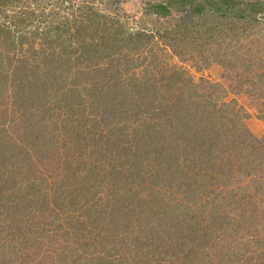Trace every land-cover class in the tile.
<instances>
[{
  "label": "trees",
  "instance_id": "1",
  "mask_svg": "<svg viewBox=\"0 0 264 264\" xmlns=\"http://www.w3.org/2000/svg\"><path fill=\"white\" fill-rule=\"evenodd\" d=\"M122 1L107 0L105 7ZM96 2L0 0V40L4 48L0 50V216L4 219L1 208L6 209L10 202L9 192H15L14 196L18 192L14 190V185H18L16 177L26 171V163L32 165L33 159L44 165L32 171L33 178L39 179L35 175H43L50 169L58 175L63 171L69 183L67 188L64 184V190L55 191L59 196L52 201L39 200L35 212L32 209L35 205L29 208L37 214V224L7 213L6 227L13 231L8 241L14 249L12 255L8 246L0 264L31 261L27 244L36 250L34 253L41 251L39 264H46L50 257L47 264H264V221L253 217L255 211L246 207L252 203L250 196L243 192L238 200L234 191L226 194L217 188L230 184L236 170L245 177L262 173L255 177L259 181L252 189L256 197L258 192L264 196V134L256 138L248 129L236 128L239 119L229 116L227 121L233 124L236 134L225 129V135H216L218 141L209 147L204 139L195 136L198 131L191 134L195 138H186L181 153L165 145L159 160L149 163L151 167L154 165L153 184L159 190L149 193L147 198L152 203L146 202L140 195L145 189L144 167L140 162L137 164V151L130 159V150L146 148L150 145L146 142L148 138H154L151 130L138 127L140 114L147 108L142 100L131 95L138 96L142 89L151 90L136 75L129 80L124 78L121 66L137 65L132 63L129 53L138 50L143 38L148 41L154 32H125L119 17L99 10ZM48 6L54 9L49 10ZM59 10L65 13L60 14ZM145 10L158 19L174 22L173 29H164L161 37L173 40L175 32L186 33L187 47L182 52L189 55L183 61L192 62L197 68L225 61L224 68L230 77L254 91L248 93L259 99L257 116L264 121V73L255 78L247 60L237 66L233 48L229 50L233 58H223L226 46L212 32L217 25L220 30L229 25L230 31H234L248 20L249 24L261 23L264 0H162L147 4ZM174 13L177 16L172 18ZM201 17H205L202 24L198 23ZM42 24L46 28L39 30ZM52 29L54 33L49 34ZM236 35L227 33L229 40ZM223 42L229 46L231 41ZM217 43L220 44L215 47ZM24 45L27 48L23 49ZM105 59L108 62L104 65ZM79 63L89 70L77 68ZM73 67L76 71L72 73ZM247 67L250 71L244 76L240 68L247 71ZM64 74L85 79L93 76L95 81L82 93L76 84L65 87ZM187 98H191L190 94ZM199 105L205 108L201 101L191 99L187 101L191 111L181 112L199 116V112H204ZM61 109L69 114L68 118L77 114L76 125L63 139L57 137L54 126ZM166 112L168 109L160 114ZM203 116L204 113L197 118L205 121ZM249 117L243 114L244 121ZM210 119L208 124L221 123L225 116H219L218 112ZM130 120L137 124H128ZM15 123L31 131L22 145L14 140L7 145L6 133ZM60 147L66 158H52L53 154L59 155ZM80 157L84 160L82 164L77 163ZM105 181L108 188L102 191ZM30 186L21 191L20 204L24 207L29 206L24 201L34 184ZM169 188L175 189L174 193L168 194ZM82 190L103 197L100 212L84 200H88V195ZM177 194L179 199L175 198ZM64 196L69 198V210L82 209V212L74 215L70 211L64 217L60 214L62 218L54 214L45 225V211L50 215ZM116 213L121 218L114 221ZM64 238H70L72 248L61 247ZM60 248L65 252H56ZM49 253L53 255L47 256ZM73 253L77 256L66 263Z\"/></svg>",
  "mask_w": 264,
  "mask_h": 264
},
{
  "label": "rangeland",
  "instance_id": "2",
  "mask_svg": "<svg viewBox=\"0 0 264 264\" xmlns=\"http://www.w3.org/2000/svg\"><path fill=\"white\" fill-rule=\"evenodd\" d=\"M97 1L98 2H96V7L99 10L102 9L104 13L111 17H119V21L123 25L125 32L133 34L138 30H142L143 32L145 31L147 32V34H149L150 31L154 32V36L150 37L148 41H145V39L143 38V41H141L142 45L137 48L138 50H131V52L129 53V58L133 60L132 63H136L137 65L133 67H127V65L121 66V69L124 73V78L129 80L131 78V75H136L137 78L141 79V82H146L149 89L151 90L146 91L142 89V93L138 96H136V94L131 95L133 97H137L138 100H142L143 105L146 106L145 108H147V111L144 110L141 114L139 113L140 121H138V127H146V129L151 130L154 138V140L148 138V141L146 142L150 145H147L146 148L137 147L130 150V159L133 158V155L137 151V164L140 162L144 167L142 169L143 174L146 176L143 186L145 189L144 192L140 195H142L144 199L147 200L146 202L152 203L150 197L149 199L147 198L149 196V193H156V191L159 190L158 187L154 186L153 184L154 165L151 164V167L149 163H155L159 160L158 158L160 150L165 145H169L170 147L173 146L174 150H177L179 151V153H181L182 147L185 143H187L186 138H195L194 136H191V134L192 132L198 131L197 135L195 136L199 139H204L209 147L210 144H214V142L218 141L216 135H225V129H229L233 131L234 134H236L237 131L233 124L231 125L227 121V118H229V116L239 119V122H237L236 124V128L240 129L241 127L244 129H248L254 137H262V135L264 134V121H262L257 116L258 106L256 104V101L259 99L252 98L254 96V93L253 96H251L248 92L254 91H249V88L246 85L240 84L235 80L234 77H230L229 72L224 68L226 65L225 61L223 63H211V65L208 67L202 66L200 68H197L198 65L196 67L192 62L182 60V58H187V56L189 55L188 53L184 54V52H182L183 47H187L185 32L181 34L175 32L172 35L173 40L171 39V37H169V40L161 37L164 29L169 28L170 31L173 29L174 22L168 19V23L166 19H158V17L153 12H149L145 9L147 7V4H156L162 2V0H123L120 4H115L113 2L114 4L110 7H105V5L107 4V0ZM245 1L252 2L255 0ZM47 9L51 10L54 8L48 6ZM55 10L57 11L58 9L56 8ZM58 12L60 14L65 13L64 10H59ZM10 14L11 12H8V18L12 21V19L10 18ZM175 16L177 15L174 13L171 17L174 18ZM203 19H205V17H201L200 19H198V23L202 24ZM208 21L210 22L209 19ZM53 23L56 24L55 22ZM249 23V20L248 23H241L236 28H234V31H230L231 27L229 25L225 28V30L222 27V29L220 30L219 25H217V27L212 32H214V36L226 46L224 47L227 49V51L224 54L223 58L232 59L233 55H229V50L233 48L235 50V56L233 59L236 60L235 62L237 66L239 65V63H245L247 60L248 64L251 66V71H249L252 74H255L256 78L257 75L264 73V21L259 24H255L253 22L251 24ZM41 26H43V24ZM43 28L46 27L43 26L39 30H42ZM54 31L55 30L52 29L51 31H49V34H53ZM229 32L232 37L235 32L237 33V35L232 40L230 37L229 40L227 36V33ZM223 41L231 42L230 45L227 46V43H224ZM1 44L2 42L0 40V50H4ZM219 44L220 43L215 44V47ZM131 45L133 46L134 44ZM25 48H27L26 45L23 46V49ZM189 48L193 47L190 46ZM245 56H247L246 59L244 58ZM106 61V59L103 61L104 65ZM3 63L6 64V61H3ZM171 66L172 68L171 70H169ZM174 67L176 68V70H173ZM77 68L83 69L85 72L89 70V68L85 64L81 65V63L77 65ZM75 71L76 68L73 67L71 72L73 73ZM249 71L248 67L247 71L241 70L240 68V73L244 72V76L248 75ZM75 75L76 74H72V76H66V74H64V79L66 82V85L64 83L65 87H69L70 85H77V87L80 88V91L83 93V91L86 92V90H89L92 83L95 81V78L92 79L93 76H89L87 77V79H85L80 75L79 78H77V76ZM188 77L191 78L190 81L188 80ZM258 91H260V88L258 89ZM258 91L255 93H260ZM188 94H190V99L187 98ZM201 95H203L204 97H202ZM60 99L61 101H64L62 100L63 97ZM191 99L192 101H201V103L205 105V108L200 107V105L198 106L199 108L204 110V112L199 113L200 115L204 113L203 118L206 117L205 121H203V119L199 120L197 118L200 116H198V113L196 115L194 113L186 115L181 112L183 109H189L187 107V101H190ZM169 105L170 107H168ZM166 109H168L169 112H166V114H160L161 111H165ZM88 110L89 108L86 111ZM218 112L219 116L223 115L225 116V119H223L221 123L214 122L213 124H208L207 122L211 120L210 117L212 115H216ZM60 113V118H57L54 126L56 129L55 134L57 135V137L59 139H63L66 132L72 131L71 127L76 125L77 114L74 113L71 118H68L69 114L64 113L62 109ZM244 113L250 115L247 122L243 119ZM185 123L188 124L186 125ZM128 124L133 125L137 123L131 122L130 120ZM189 124H191V127H189ZM5 127L8 128L9 126L6 125ZM8 129L9 130L6 133L5 138L7 145H10L13 140L16 141V144L22 145L26 140L27 133L31 131L30 129L27 130L24 125L18 123H15ZM178 136L179 141H176ZM62 143L63 141H61L60 144ZM25 144L24 146H26ZM59 150V155L53 154L51 157L55 159V157L63 156L64 158L65 154L63 148L60 147ZM162 150H165V148ZM209 153L211 155V152ZM72 157L75 158L76 156ZM83 161L84 160L82 159V157H80L77 163L82 164ZM27 164L28 163H26V165L24 164L25 168H27L26 171L21 172V174L16 177V180H18V185H20L21 187L18 188V185L17 187L14 185V190H17L18 192L15 196V192H9L11 193L10 202L5 207L6 209L3 210L1 208V211H4V219L0 216V249L1 247L4 248L0 251V261L2 263L3 254L8 252V246L12 251L11 254L13 253L14 249L13 244L8 241V237L13 231L9 230L8 227H6L8 219L5 216L7 215V213L12 212L14 213L15 217L17 216L20 218H25L29 223H36V220L38 219L37 214H33L32 212H30L29 208L32 205H35L32 209L38 207L39 200H42L43 198L52 201V198L55 199L57 198V196H59L55 191H57L59 188H62L64 190V184H66L65 188L69 186V183H67V179L63 176V171L61 172V175H58V173L53 172L50 169H46L47 173L45 172L43 175H35L39 176L38 179L36 177L33 178L34 175L31 174L35 169L39 170L36 167H39L42 164L39 163V160L35 161L34 159L31 166L29 164L28 166ZM236 173L237 174H235L234 172L235 177L231 178L230 184H220V186L217 188L222 189L226 194L227 192L232 193V191H234L235 194H238L236 195L238 200L241 198V194H243V192L248 194L250 196L249 200H251L252 203L249 202L246 207L249 210H254L256 214H254L255 216L253 217H260V221L263 222L264 196L263 194L258 192L256 197L255 194H253L252 189L253 184L256 185V182L259 181L258 179L254 180L255 177L258 178L257 176H260V174L262 173L255 172L252 173V176H248L246 174V177L239 175L238 170H236ZM148 179L150 180L149 182ZM127 183H129V179H127ZM31 184H34V188L31 189V193L26 196L27 199L24 201V203L28 204L29 206L24 207L22 204H20V202H23V199H21L22 197H20L22 195L21 191L27 189V187L28 189H30ZM106 188H108V183L105 181L101 190L103 191ZM72 190H75L76 193L80 192V190L78 191V189ZM174 190L175 189L169 188L168 194L174 193ZM81 193H83L84 195L87 194L88 200L87 198L84 200L89 202V204L94 205L92 207L93 210L100 212L101 208L99 207L103 205L101 203L103 197H99L90 192H86L85 190H82ZM81 193L80 197L83 195ZM175 198H178V194ZM1 204H3V202ZM68 204L69 198H65L64 196L63 200L59 202L55 208L52 209L50 215L49 212L45 211V225L48 224V221L52 219L54 214H58L60 218H62L60 214L63 215V217L70 211V213L72 214L73 210L68 209ZM80 210L74 211L73 214H80V212H82ZM33 212H35V209L33 210ZM118 218H121V216L120 214L116 213L113 216V220L116 221L118 220ZM140 237L141 236H139V238ZM69 240L70 238L62 239L61 247L69 246L70 248H72V244ZM27 248L29 249L28 253L30 254L29 257H31V261H25V259H21V262L23 264H39L41 260V251L37 254L34 253L36 252V250L32 248L31 244H27ZM50 250L52 251L54 249L50 248ZM63 251L64 250L60 248L59 251L57 250L56 252ZM52 255V253H49L47 256ZM76 256L77 254L73 253L72 257H68V261L66 260V263L70 262V260L74 259ZM50 258L46 259V264L50 261ZM18 262L19 260L16 264H22Z\"/></svg>",
  "mask_w": 264,
  "mask_h": 264
}]
</instances>
